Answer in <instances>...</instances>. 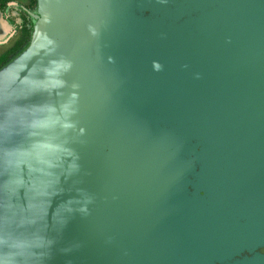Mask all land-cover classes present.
Listing matches in <instances>:
<instances>
[{
  "label": "water",
  "instance_id": "95a60500",
  "mask_svg": "<svg viewBox=\"0 0 264 264\" xmlns=\"http://www.w3.org/2000/svg\"><path fill=\"white\" fill-rule=\"evenodd\" d=\"M9 5L0 264H264V0Z\"/></svg>",
  "mask_w": 264,
  "mask_h": 264
},
{
  "label": "trees",
  "instance_id": "16d2710c",
  "mask_svg": "<svg viewBox=\"0 0 264 264\" xmlns=\"http://www.w3.org/2000/svg\"><path fill=\"white\" fill-rule=\"evenodd\" d=\"M34 5V0H30L28 4L25 5L26 8H31ZM20 23L16 25V39L13 44L0 55V65L4 63L10 56L18 52L27 42L29 37V26L30 21L25 11L18 10Z\"/></svg>",
  "mask_w": 264,
  "mask_h": 264
},
{
  "label": "crops",
  "instance_id": "0c3cea01",
  "mask_svg": "<svg viewBox=\"0 0 264 264\" xmlns=\"http://www.w3.org/2000/svg\"><path fill=\"white\" fill-rule=\"evenodd\" d=\"M9 1H15L25 6L30 0H0V41L4 40L10 33L14 31V29H16V24L12 20V10L14 11L19 9L15 6L9 5L7 10H4ZM7 42L0 43V54L9 48L10 45H8Z\"/></svg>",
  "mask_w": 264,
  "mask_h": 264
},
{
  "label": "rangeland",
  "instance_id": "374dc122",
  "mask_svg": "<svg viewBox=\"0 0 264 264\" xmlns=\"http://www.w3.org/2000/svg\"><path fill=\"white\" fill-rule=\"evenodd\" d=\"M18 14H19L18 10H14V11L12 10V18H13L12 20L15 22L16 25H18L20 23V19H19ZM15 39H16V32L8 39V42H7L8 45L11 46L13 44V42L15 41ZM0 49H1V46H0Z\"/></svg>",
  "mask_w": 264,
  "mask_h": 264
}]
</instances>
